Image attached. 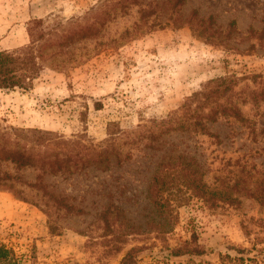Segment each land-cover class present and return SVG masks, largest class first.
<instances>
[{"label": "rangeland", "instance_id": "374dc122", "mask_svg": "<svg viewBox=\"0 0 264 264\" xmlns=\"http://www.w3.org/2000/svg\"><path fill=\"white\" fill-rule=\"evenodd\" d=\"M174 1L0 0V51L30 48L40 68L30 88L0 89V145L29 148L34 137L15 130H38L49 133L35 148L48 159L47 150L66 149L63 140L115 149L106 166L43 174L50 191L84 209L80 216L47 206L18 180L21 198L0 189V243L33 254L24 264H118L133 246H143L137 264H264V205L243 191L233 192L234 205L210 206L175 189L176 221L165 235L144 225L160 219L146 190L162 156L194 157L209 190L240 179L253 189L264 176V102L250 99L264 95V38L252 32L264 28V0H184L179 8ZM223 77L236 81L232 99L254 133L222 118L207 133L170 131L156 150L148 147L158 123L189 117L186 100ZM0 171L24 182L40 174L1 157ZM108 203L123 213L111 234L134 227L118 258L104 260L96 216ZM192 234L204 253L172 256Z\"/></svg>", "mask_w": 264, "mask_h": 264}, {"label": "trees", "instance_id": "16d2710c", "mask_svg": "<svg viewBox=\"0 0 264 264\" xmlns=\"http://www.w3.org/2000/svg\"><path fill=\"white\" fill-rule=\"evenodd\" d=\"M182 3H184V0H175L174 7L179 8ZM188 23L190 25L192 24L190 20ZM252 32L258 33L259 35H256L258 38H264V28L259 32L253 30ZM39 70L36 56L30 48H23L16 52L0 51V89L2 90L30 88L33 80L37 78ZM234 83H236L235 80L225 77L210 81L204 90L186 100L184 107L189 117L173 119L174 126L170 123L171 120L158 123L161 130L150 132L148 147L156 150L157 146L155 144L159 143L158 138L170 131L199 129L205 133L210 123L217 122L222 118L228 119V121L234 124L237 123L249 128L254 133L252 125L248 124V119L240 111L238 102L232 99L231 90L234 87L232 85ZM250 97L254 102H264L263 94H250ZM236 99L240 100L244 98H242L241 94H238ZM241 102L243 103L244 101L242 100ZM205 109L207 111L204 112ZM15 131L20 134L32 135L34 137L32 138L33 144L29 148H25V146L23 148H12L7 146L9 144L7 141H3L4 144L0 145L1 159L12 163L18 169H38L40 174L36 176L33 182H24L17 177L11 176L7 172L0 171V189L9 190L20 197L21 190L15 188L18 180L26 187L35 190L38 194L40 193V196L47 206L50 205L59 211L73 216L84 214L85 211L83 208L69 203L66 198L50 191L43 182V174H72L82 171L90 165L98 166L99 164L106 166L109 163V155L112 152L114 153L115 149L108 150L106 148L104 150H96L76 141L65 142L63 140L61 143L64 146L66 145V149L58 148L55 150H47L51 154V158L48 159L46 158L45 152L35 150V148L36 146L44 145L42 143L43 136H49V133L38 130ZM110 135L113 134L110 133ZM215 137L219 138V135H215ZM218 141L220 142L221 140ZM115 157V162L117 163L122 159L120 155H115ZM177 157V161L172 162L171 156H162L147 186L146 195L157 217L160 219L156 220L152 218L150 221L144 222V225L154 228L156 237L164 236L167 228L176 221L172 214L174 206H172L170 194L178 188H185L190 192V196L200 198L205 203H209L210 206H218L219 203L234 205L238 202L237 197L233 195L235 191H243L244 195L264 205V176L255 183L253 189L245 185L239 187V182H243L240 179L231 188L227 185L224 189L209 190L203 180V174L198 170L196 159L194 157L187 158L183 154H179ZM119 210L118 206L108 203L96 216V220L102 223L104 232H106L101 236L103 237L102 241L104 240L102 243L108 244L107 250L102 255L104 260H108L106 257H111L110 259L118 258L124 249L128 233L134 227L128 224L127 230L111 234L115 231L113 227L115 224L120 226L123 223L122 220L118 221L119 217L123 218V213ZM113 214L114 216L112 217ZM116 220L118 221L117 223ZM50 230H52V227H50ZM90 245H96V243H90ZM142 250L143 246L129 248L120 258L118 264H137L136 257ZM169 252L172 256L200 255L204 253V250L197 244V239L192 234L181 245L169 249ZM32 258H34L33 254L29 256V259L26 256H17L12 249L0 243V264H24L25 262H33L34 260Z\"/></svg>", "mask_w": 264, "mask_h": 264}]
</instances>
